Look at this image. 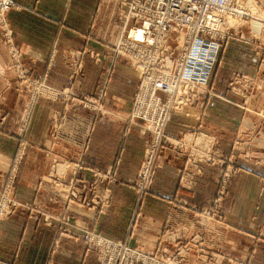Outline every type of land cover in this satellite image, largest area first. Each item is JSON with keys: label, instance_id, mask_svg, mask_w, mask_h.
Segmentation results:
<instances>
[{"label": "crops", "instance_id": "obj_1", "mask_svg": "<svg viewBox=\"0 0 264 264\" xmlns=\"http://www.w3.org/2000/svg\"><path fill=\"white\" fill-rule=\"evenodd\" d=\"M240 1L248 6L245 0ZM15 2L0 16V188L14 174L19 206L0 222V264H101L96 250L86 246L85 229L111 239L127 240L156 255L162 252L171 255L188 248L187 258L196 262L205 257L200 249L233 248L237 217L256 218L254 211L258 210L253 208L252 195L232 194L237 179L248 175L232 176L229 191L219 203L224 220L206 217L203 211L217 208L214 192L221 166L204 162L202 171H198L197 165H186V155L162 146L154 165L152 191L142 195L137 181L151 134L135 121L130 128L121 127L123 135L120 132V119L126 120L131 103L127 114L115 111L116 122H109L113 119L108 120L100 111L75 107L76 91L78 95L88 93L96 97L105 79H109L112 52L106 41H116L119 34L118 1ZM253 3L256 18L264 24V0ZM103 24L108 25L104 30ZM4 25L12 31L11 45L19 49L27 70L47 72L54 86L71 87L72 94L64 100L71 106L63 109L61 101L40 97L30 108V95L23 90L11 66L10 48L2 43ZM250 30L246 21L227 49L221 50L211 79L214 95L204 94L195 105L175 112L168 132L190 137L199 126L216 139L214 153L219 156L228 152L235 158L238 145H243L246 152L253 151V137L264 135V117L248 111L244 104L264 106V92L247 104L243 97L230 92L231 73L236 66L246 73L264 76V64L260 61L264 49L256 51L252 41L256 39ZM261 34L264 44V29ZM213 46L215 50L218 48V55L219 47ZM90 48L99 54L100 61L88 53ZM80 52L85 61L83 73L80 78L70 80L69 62ZM110 76L108 87L120 86L119 91L124 94L117 92L112 96L116 103L113 100L112 103L129 104L138 83L136 71L122 59ZM110 101L109 92L106 109ZM26 111L30 112V122L21 133ZM60 112L65 115L64 124L56 129L54 116ZM238 137L242 138L240 143ZM18 152L20 160L16 159ZM60 160L66 162L59 163ZM80 160L87 166L74 169L73 164ZM181 172L187 182L179 186ZM56 177L68 185L64 188L60 184L67 191L59 195L54 188ZM73 177L78 181L70 184ZM75 188L80 192L78 199L66 195L68 189ZM242 222L248 221L244 218ZM260 222L264 227V220Z\"/></svg>", "mask_w": 264, "mask_h": 264}, {"label": "rangeland", "instance_id": "obj_2", "mask_svg": "<svg viewBox=\"0 0 264 264\" xmlns=\"http://www.w3.org/2000/svg\"><path fill=\"white\" fill-rule=\"evenodd\" d=\"M15 1V0H14ZM118 1L120 5V10L119 14L121 19L119 20V34L117 36L116 41H106L107 47H109V50L112 52V58L110 61V66H109V79H105L104 81V86L101 89V93L97 94V96H88V93L86 94H79L76 91V97H77V104L76 106H84L86 109H90L93 112H98L100 111L101 113H105V117L109 118L108 120L113 119L112 121L109 122H116L117 116L115 114V111L117 112L121 110V112H125L127 114L128 108L130 107V113H131V108H132V102L133 99L135 98L138 90H139V82L137 83V87L134 91L133 97L130 100L129 104H118L114 105L112 103V96L117 94V92H121L120 86L117 87H108V84H110V78L113 74V72L118 68V63L120 60H124L126 63H130L129 58L125 55V53L122 50L118 49L120 41L123 39H126L128 35L132 34L134 30L137 29L140 25H142V22L139 21L135 17L138 16V9H136L135 3L139 2V0H116ZM240 5L243 6V11L246 13L245 16L247 18H242L240 15H237L236 18H231V23H221L218 25H214V33L206 34L199 36L198 38L193 37L194 40L200 41L201 43L198 45L196 44L194 47V40L190 38H185L183 44L186 49V58H188L187 63L192 68V73L197 72V74L200 75H205L207 74V77L205 79H202L199 81V84L195 87L194 91L189 90V95L194 96L193 97V103L188 106H193L197 103V101L200 99L201 96L205 95H214V89L211 86V79L212 76L214 75L215 69L217 67V61L220 56V52L223 49H227L229 43L233 41L238 34L240 33V26L245 23L246 21L249 22L250 27H251V34L253 37H255L256 40H252L254 43V48H256V51H262L264 49V44L263 41L260 39L262 36L261 32L264 29V24L262 23L261 19H257L255 16V8L251 3L254 2V0H245L246 3L248 4L247 7H245V4L238 0ZM249 1V2H247ZM147 2V0H145ZM243 3V4H242ZM16 4V2H15ZM254 4V3H253ZM143 9H147L148 6L145 3H141ZM2 16V15H0ZM135 16V17H133ZM144 25V23H143ZM108 25H101L103 30L107 27ZM110 29V28H109ZM111 30V29H110ZM8 31H11L8 29L5 25L3 26L2 29V35H3V40L2 43L8 45V48H10L12 44V31L9 34ZM221 31V34L216 37V34ZM239 38V37H238ZM249 42V40H248ZM240 43V42H239ZM213 44L217 45L219 47L220 51L218 55H216L215 47ZM245 45L244 43H240ZM258 46V47H257ZM16 47V46H14ZM194 47V48H193ZM18 49V48H17ZM19 50V49H18ZM183 50V49H182ZM184 51V50H183ZM182 51V53H183ZM20 52V51H19ZM88 53L91 54L92 58L94 60L100 61L99 54L95 52L94 49H89ZM11 54V53H10ZM76 55V54H75ZM73 56V60L69 62V72L68 74V79L70 80H75L80 78V76L83 73V66H84V58L83 54L80 52V54ZM21 65L22 69L25 70V74L22 73V71L19 69V64L16 63L15 57L11 55V66H13V69L17 75V78L21 81L23 90L26 91L30 95V108H33L34 103L38 98H47L50 100L54 101H61L63 109L68 105L67 102H64V100L72 94L71 87L64 86V87H57L54 86L49 82V76L48 73H33L30 70H27L26 67L23 65V59L21 57ZM119 58V59H118ZM180 57L175 56L173 59V62L180 64ZM97 60V61H98ZM261 63L264 64V54L261 56ZM227 64L226 66H228ZM131 66V65H130ZM264 69V67H263ZM135 70V69H134ZM264 72V70H263ZM137 73V72H136ZM260 73V72H259ZM138 80H139V74L137 73ZM195 80L197 78H194ZM37 82H45L46 85H50L55 87L54 89L57 91V93H52L49 91L44 90L39 83ZM231 86H230V92L233 96H238V97H243L244 102L246 104L250 101L251 98H256L260 97L261 94L264 92V76L261 75H256V72L254 74L246 73L241 66H236L233 72L231 73ZM130 90V89H128ZM113 91V92H112ZM109 92H110V104H109V109H106V103L105 99L109 98ZM184 92V87L183 85L180 86L178 89V93L176 94V97H178L180 94H183ZM120 94V93H118ZM99 95L103 96V98H99ZM124 95V94H122ZM165 96V94H163ZM126 96V95H125ZM258 100V98H257ZM202 106V105H200ZM247 107L248 111H251L252 113H255L258 115L259 113L264 117V106H260L259 104H247L245 105ZM187 107V106H186ZM185 106L177 108L178 111L174 110L175 112H180L181 110L186 108ZM29 109V111H31ZM262 110V111H261ZM62 112V111H61ZM58 113V116H54V125L56 129H61L63 124H64V118L65 115L64 113ZM174 112V114H175ZM30 113V112H28ZM28 113L26 111L25 117L23 119V123L21 126V133L27 129V126L29 124L30 117L28 116ZM126 116V120H121L120 124V132L124 133V130L122 131L121 127L125 128H130L132 126V119L131 115ZM258 113V114H257ZM173 114V115H174ZM187 114H189L187 112ZM254 114V115H255ZM172 115V116H173ZM123 116H121L122 118ZM119 118V116H118ZM124 118V117H123ZM172 118V117H171ZM169 119L167 126H166V135L170 137V141L167 143H162L160 147L162 146H168L170 148H173L177 150L178 152L183 153L184 155L187 156V162L186 165L189 167L193 165H197L196 169L198 171H202V163L208 162L211 164H217L220 165V171H219V178L220 181L216 185L214 195H217L215 198V203L217 204V208L215 209H209L207 211H203V213L206 215V217H215L220 220H224V216L221 212L222 206H219V203H222V198L224 195L227 194L228 186L230 185V180H232L233 175L241 176L242 174L248 175L247 177L243 178H238L237 183L234 185L236 188L232 191V194L235 195H252V198L254 199L253 202V208H257L258 210L254 211L253 218L251 217H237V231L233 230L236 236V240L234 243V247L231 248L230 250L228 248H225L222 246V248L215 249V251L211 250L208 251L207 248L200 249V254L205 255V257L199 258V261H192L191 258L188 257V253L190 249H183L176 251L174 254H166L165 252H162L159 254L160 257H165L163 260H160L158 264H264V227H261V220H264V135L258 134L257 136L253 137L254 141L252 144V152L251 151H245L244 146H237V151L235 153V158H232V156L228 155L229 153L226 152L222 156H219L215 151L214 146L216 145V139L209 136L207 132H204L201 128L195 127V130L193 133L195 134L194 136L187 137L185 133H179V134H172L167 131L168 125L170 123ZM119 120V121H120ZM260 121V120H259ZM141 127L144 126L143 123L139 122ZM259 123H257L258 125ZM197 128V129H196ZM256 135V134H255ZM241 137L237 138V141L240 143L241 142ZM151 140V139H150ZM215 144V145H214ZM160 149V148H159ZM158 149V150H159ZM158 152V151H157ZM158 158V154H156V157L154 158L153 162V167L152 171H150V175L147 174V176L142 175L140 177V173L138 176V181H137V186L139 187L142 195L150 193L152 191L153 187V176H154V165L156 164V160ZM17 160L21 159V154L18 152L17 154ZM56 162L55 165H58V160L54 161ZM66 161L60 160L59 163H65ZM229 164L226 166V168H223L224 165ZM74 169L77 170H82L84 169L87 165L85 161H78L77 163H74ZM201 165V167L199 166ZM59 167L63 168L65 167V164H59ZM144 163L140 169V172L145 171L143 169ZM148 171V170H147ZM184 171V170H183ZM248 171V172H244ZM186 172V169H185ZM182 174V180H179V186L183 184V182L186 181L185 173L181 172ZM15 176L14 174H11L10 180L7 181L6 185L0 188V194H6V195H11L13 199L18 203V200L15 197L14 193V181ZM72 180L75 179L72 178ZM187 182V181H186ZM61 182L58 180V177L55 178L54 181V188L58 195L64 191L60 187ZM139 184V185H138ZM188 185L194 186V184H190L188 182ZM232 188V185H231ZM231 191V189H230ZM66 195H70V190H68ZM79 195V194H78ZM261 198L263 199L261 201ZM221 199V200H220ZM258 199V201H257ZM19 206L16 205L13 208L12 213L16 210V208ZM11 214L5 216L3 219H6L10 216ZM218 216V217H217ZM247 219V223L242 222L243 219ZM251 224H250V222ZM3 221V220H2ZM252 225V227H250ZM243 228V229H241ZM244 228L246 230H244ZM93 231V230H92ZM95 232V231H93ZM97 233V232H95ZM100 234V233H97ZM102 235V234H100ZM222 239H225L223 236ZM126 242H128L126 240ZM129 243V242H128ZM130 244V243H129ZM131 245V244H130ZM87 246V245H86ZM132 247H138V246H133ZM89 249H94L97 250L96 248H89ZM142 249V248H141ZM146 251L145 249H143ZM97 252V251H96ZM149 252V251H146ZM188 252V253H187ZM150 253V252H149ZM186 253V254H185ZM156 254V253H154ZM98 256V255H97ZM203 260V261H202Z\"/></svg>", "mask_w": 264, "mask_h": 264}, {"label": "built area", "instance_id": "obj_3", "mask_svg": "<svg viewBox=\"0 0 264 264\" xmlns=\"http://www.w3.org/2000/svg\"><path fill=\"white\" fill-rule=\"evenodd\" d=\"M141 3H145L148 8L143 9ZM14 5V0H0V15L3 16ZM135 5L139 17H133L141 21L142 25L120 41L118 49L125 53L131 67L139 74L140 88L133 99L130 115L132 122L143 123L144 131L151 134L143 167L145 171L140 172V177H144L150 175L161 144L171 140L165 131L174 110L191 105L194 96L189 95V90L194 91L199 81L207 77V74L192 73L193 67L187 63L184 39L194 40L193 37L214 33V25L231 23V18L237 15L247 17L238 0H139ZM220 34L221 31L216 37ZM200 43L194 40V47ZM10 53L25 74L19 50L11 45ZM175 56L180 57V64L173 62ZM37 83L44 90L57 93L55 87L45 82ZM181 85L184 92L176 97ZM76 178L73 177L75 182L78 181ZM60 182L64 188L68 187L63 181ZM75 182L71 180L70 184ZM68 190L71 198H79L80 192L76 188ZM16 205L18 203L11 195L0 194V222L12 214ZM83 239L88 248L97 249L101 264H158L168 257L132 247L126 240L111 239L90 229L84 230Z\"/></svg>", "mask_w": 264, "mask_h": 264}]
</instances>
